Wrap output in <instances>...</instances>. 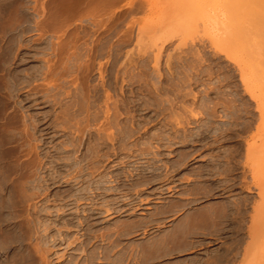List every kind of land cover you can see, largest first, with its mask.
Segmentation results:
<instances>
[{"label":"rangeland","instance_id":"rangeland-1","mask_svg":"<svg viewBox=\"0 0 264 264\" xmlns=\"http://www.w3.org/2000/svg\"><path fill=\"white\" fill-rule=\"evenodd\" d=\"M234 1L0 0V264H264V43Z\"/></svg>","mask_w":264,"mask_h":264},{"label":"bare ground","instance_id":"bare-ground-1","mask_svg":"<svg viewBox=\"0 0 264 264\" xmlns=\"http://www.w3.org/2000/svg\"><path fill=\"white\" fill-rule=\"evenodd\" d=\"M228 1H230V0H228ZM237 3H239V4H237ZM230 7H231V13H232V16H230V17H233L238 22H241V23L246 22V24L248 23V25H249L248 27L251 26L254 30H256V32L260 34V36L263 40V43H264V21L262 18V17H264V15H263V13H264V0H235L234 2H231ZM241 7H245L246 11L243 10V8H241ZM231 21H232V19H231ZM260 28H262V29H260ZM235 30L238 31L236 28H235ZM252 33H254V32H252ZM209 215L210 214L207 212H199L193 217L194 222L196 224H199V225L210 226L211 223H210V216ZM255 229H256V227H255ZM252 233H254V232H252ZM255 258L257 259L256 256H253L252 260H254Z\"/></svg>","mask_w":264,"mask_h":264}]
</instances>
